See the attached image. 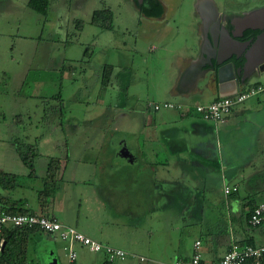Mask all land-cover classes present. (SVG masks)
I'll list each match as a JSON object with an SVG mask.
<instances>
[{
    "label": "rangeland",
    "instance_id": "374dc122",
    "mask_svg": "<svg viewBox=\"0 0 264 264\" xmlns=\"http://www.w3.org/2000/svg\"><path fill=\"white\" fill-rule=\"evenodd\" d=\"M162 1L163 16L149 18L132 0H48L45 14L31 9L27 0H0V170L21 175L17 191L34 208L44 183H52L44 179L47 163L56 159L52 192L46 196V187L41 202L52 201L56 211L62 210L63 223L127 252L112 264H161L149 260L150 252L161 247L155 241L150 246L145 243L149 229L156 237H173L176 242L170 248L184 249L186 254L194 237L205 242L208 228L218 231L215 221L217 226L222 223L220 235L227 230L226 200L231 201L234 191L223 196L221 185L215 187L213 197L205 199L179 185L175 188L178 198L148 199L144 212L131 217L123 213L124 195L112 207L114 198L108 199L107 192L100 196L97 190L99 184L107 187L108 171L116 161L129 159L116 150L119 140L131 141L138 135L137 131L133 136L127 133L130 129L121 113L131 103L146 107L163 97L173 78L178 50L192 53L198 21L195 0ZM231 2L239 10L264 5V0ZM104 8L112 14L111 28L91 22L93 10ZM104 66L109 68V79L102 84ZM157 111L146 110L150 118L164 110ZM146 136L135 141L146 138V144L156 143ZM27 144L35 148L32 160L38 178L33 172L25 175L28 171L16 150ZM217 162L214 159L212 166ZM148 173L155 182V173ZM118 189L123 191V184ZM156 209L165 213H148ZM243 223L253 234L260 233L259 227ZM30 244L31 257L37 259L32 264H67L64 242L56 233L36 234ZM74 248L79 264H101L105 258L103 252L89 251L78 243ZM163 252L159 258L170 260L169 252Z\"/></svg>",
    "mask_w": 264,
    "mask_h": 264
},
{
    "label": "crops",
    "instance_id": "0c3cea01",
    "mask_svg": "<svg viewBox=\"0 0 264 264\" xmlns=\"http://www.w3.org/2000/svg\"><path fill=\"white\" fill-rule=\"evenodd\" d=\"M203 1L195 0L194 2V6L197 7L198 21L197 28H194V40L191 45L192 53L185 54L184 50H178L175 55V71L172 81L163 97L157 99L161 102L181 104L182 107L161 108L159 111L153 110L149 105L143 107L142 104L135 103L137 97L131 94L135 104L131 103L129 110L121 114L124 117V122H126L125 126L130 129V132L127 130V133L133 136V132L137 131L138 135H134V139L131 141H124L125 143L123 139L119 140L116 150L125 154L129 159L123 163L116 161L108 171L107 187L99 184L100 187L97 188L100 196L102 192H107L109 194L108 199H110L109 196L114 198L112 199V207H114L115 200L124 195L123 213L131 217L144 212L148 199L178 198L175 194V188H180L179 185H183L184 189L189 192L191 190L194 197L198 196L204 199L213 197L215 187L220 185L223 188L229 185L236 186L231 201L226 200L228 224L225 228L227 230L224 229L225 232L220 235L222 232L219 231V228H221L222 223L219 221V226H217L215 221V228L219 232L208 228L206 232L210 234L205 242L199 237H194L191 243V252L188 254L183 252L184 249L175 252L170 248L176 242L173 237H156L149 229L148 236L144 240L145 243L150 246V242L155 241L161 245L157 251L150 252L149 260L161 264H170L175 259L189 258L195 240L200 241L202 257L208 261L219 259L231 241L238 244H264L262 239L264 237V226H257L261 229L260 233L253 234L252 231L246 229L243 223L245 222V225L248 226L247 214L250 209L258 203H264V89L234 104L230 113L220 121L213 122V120L195 110L194 104H207L221 97L217 93L216 81L206 82L205 76H203L204 73L199 72L196 76L185 75L186 69L199 58L203 48L204 29L202 17L198 10L200 5H206ZM211 2L217 11L238 17L264 6L263 4L251 5L239 10L237 6L233 8L232 5L235 4L231 1L224 0L219 4L215 0ZM162 4L163 12L161 15L147 17H162L166 9L163 1ZM237 4L239 3L236 2ZM206 67L208 66L206 65ZM263 76L264 63L262 68L254 69L248 74V77L240 83L239 89H245L256 84L264 85V81L261 80ZM207 95L209 96L206 98ZM202 98L204 101L200 100ZM158 101H152L151 103H158ZM147 109L157 111V113L161 110L164 111L157 118H150L146 112ZM133 125L135 126L132 127ZM144 133L147 134L146 137L152 136V138H155L156 143L152 144L150 140L148 145L146 144V141H148L146 138L144 141L141 138V143L137 142ZM136 137L137 141H135ZM128 150L132 154L126 155ZM144 157L149 159L146 160ZM214 159L218 160L215 164L216 167L212 166ZM26 171L28 172H25V175L35 173L34 166L32 168L26 167ZM148 172L155 173V182L150 180ZM39 175L35 173L37 178ZM17 176L21 177L18 173ZM93 184H95L96 190V181ZM121 184H123V191L120 192L118 187H121ZM116 185L117 188L115 189ZM18 186H20L18 181L17 186L15 185L10 189L0 186V206L19 205L28 212L48 213L60 220L59 216H62L60 215L62 210L60 209L61 213L56 211L55 209L58 207H54L52 201L50 203L47 201L41 202L38 197V204L33 208L28 199L17 191ZM103 188H106V190H103ZM222 194L224 196V192ZM189 196L191 195L189 194ZM253 197L263 199L252 201L251 198ZM102 198H106V196H102ZM101 200L103 201V199ZM148 213L159 215L165 213V211L156 209ZM209 213H213L212 209ZM234 220L235 226L233 225ZM204 227H208V222ZM42 233L45 232L35 229L30 231L26 237L25 256L32 263L37 259L35 255L31 257L30 242L36 234ZM178 240L181 242L180 238ZM166 241L168 243H165ZM162 246L167 247L162 249ZM163 251L169 252L170 260L159 258L164 253ZM28 254L31 257L29 259Z\"/></svg>",
    "mask_w": 264,
    "mask_h": 264
},
{
    "label": "built area",
    "instance_id": "2783aa9c",
    "mask_svg": "<svg viewBox=\"0 0 264 264\" xmlns=\"http://www.w3.org/2000/svg\"><path fill=\"white\" fill-rule=\"evenodd\" d=\"M264 89V85L256 84L245 89H238L231 95L221 96L208 104H194L196 111L201 112L207 118L213 121L223 120L231 111L232 106L241 102L245 98L255 95ZM149 105V104H148ZM153 110L161 108H181V104L163 101L161 103H150ZM236 187L225 186L224 193L235 190ZM247 223L251 227L264 226V203L254 205L247 217ZM4 226H12L17 228L36 226L40 230L48 233H56L64 242L67 264L76 263V251L74 245L76 243L85 246L89 251L103 252L108 261L122 260L126 257L127 252L122 248L101 243L75 227L65 224L56 217L48 213H12L0 208V246L3 242L2 229ZM264 257V244H238L231 241L228 248L217 260H205L202 257L200 249V241L195 240L193 243L192 254L188 259H175L170 264H261ZM143 259L142 256L139 257Z\"/></svg>",
    "mask_w": 264,
    "mask_h": 264
},
{
    "label": "water",
    "instance_id": "95a60500",
    "mask_svg": "<svg viewBox=\"0 0 264 264\" xmlns=\"http://www.w3.org/2000/svg\"><path fill=\"white\" fill-rule=\"evenodd\" d=\"M206 3L209 7V15L200 6L198 7L204 26L201 55L186 69L185 75L196 76L199 72L204 73L206 82L216 81L219 96L231 95L239 89L240 83L252 70L262 68L264 63V6L237 17L238 32L234 33L232 29L214 20L216 8L211 1ZM246 31L252 34L242 39ZM230 46L240 53L227 51L221 54L220 50H228ZM235 59L239 61L238 64ZM205 63L208 67L204 66Z\"/></svg>",
    "mask_w": 264,
    "mask_h": 264
},
{
    "label": "trees",
    "instance_id": "16d2710c",
    "mask_svg": "<svg viewBox=\"0 0 264 264\" xmlns=\"http://www.w3.org/2000/svg\"><path fill=\"white\" fill-rule=\"evenodd\" d=\"M27 5L31 9L37 11L38 13L45 14L48 6V0H27ZM141 11L145 16H159L163 12V4L161 1L155 0L151 2L150 6L148 7L141 6ZM91 22L98 24L103 28H111L112 14L106 8L95 9L91 14ZM108 70L109 68L107 66H104L102 68V76H101L102 84H105L109 79ZM15 117L19 119L20 115H15ZM34 149L35 148L32 144H27L25 147L24 146L16 147V150L19 154L22 163L27 168H32L34 166L32 160ZM55 168H57L56 159L54 158L49 159L46 167V174L44 176V179L47 178L48 182L53 183ZM17 177H18L17 174L0 170V186L5 189L13 188L15 185H17V181H18ZM52 183L50 186H49L50 183L48 184L44 183V188L41 190L38 196L40 199H43L46 187H47L46 196H49L51 194L52 192L51 186L53 185ZM0 207L5 208V210L12 213L28 212L26 209L22 208L19 205L18 206L14 205L10 207H4V206H0ZM35 229H39V228H37L36 226L24 227V228L4 226L2 229V236L4 240L0 246V264H32V262L26 259L25 245H26V237L28 236L29 232ZM40 231L43 232L42 230ZM101 264H112V262L105 259ZM261 264H264V257L261 259Z\"/></svg>",
    "mask_w": 264,
    "mask_h": 264
},
{
    "label": "flooded vegetation",
    "instance_id": "af4514ba",
    "mask_svg": "<svg viewBox=\"0 0 264 264\" xmlns=\"http://www.w3.org/2000/svg\"><path fill=\"white\" fill-rule=\"evenodd\" d=\"M153 1H155V0H132V2L134 3V5H135V7L137 8V10L139 11V12H141L142 13V11H141V6H144V7H148V6H150V3L151 2H153ZM159 1H161L162 2V0H159ZM207 1H212V0H205V4L206 5H200V7L202 8V10H204L208 15L210 14V12H209V7H208V4L206 3ZM232 1V0H231ZM216 13H215V15H214V20L215 21H218V22H220L221 24H223L225 27H228V28H230V29H232V31L234 32V33H236V32H238L237 31V27H236V25H237V22H236V18L238 17V16H232V15H227V14H225L224 12H219V11H215ZM232 22H236V23H233L232 24ZM203 29H204V26H203ZM252 34V32H250V31H246L245 33H244V37L242 38V39H246V38H248V36H250ZM221 51V54H224V53H227V51L228 52H236V53H240V51L239 50H237V49H234L233 47H231L230 49H228V50H220ZM208 56H211V55H208ZM234 57V56H233ZM199 58H200V56H199ZM211 61H212V63H214V60H212L211 59ZM204 62H206V61H204ZM235 62H236V64H238L239 63V61H237L236 59H235ZM206 63L204 64V66L206 67Z\"/></svg>",
    "mask_w": 264,
    "mask_h": 264
},
{
    "label": "bare ground",
    "instance_id": "6f19581e",
    "mask_svg": "<svg viewBox=\"0 0 264 264\" xmlns=\"http://www.w3.org/2000/svg\"><path fill=\"white\" fill-rule=\"evenodd\" d=\"M209 103H210V102H209ZM207 104H208V103H207ZM235 187H236V186H235ZM143 259H144V257H143ZM143 259H142V260H143ZM187 259H188V258H187Z\"/></svg>",
    "mask_w": 264,
    "mask_h": 264
}]
</instances>
